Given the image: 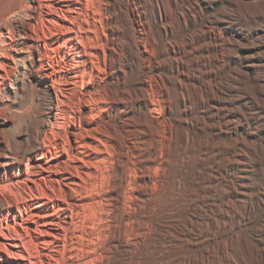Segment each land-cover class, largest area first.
Wrapping results in <instances>:
<instances>
[{
	"label": "bare ground",
	"instance_id": "bare-ground-1",
	"mask_svg": "<svg viewBox=\"0 0 264 264\" xmlns=\"http://www.w3.org/2000/svg\"><path fill=\"white\" fill-rule=\"evenodd\" d=\"M190 19L178 0H0V264H108L111 252L132 253V213L142 189L154 196L160 166L152 156L139 175L131 134L166 152L176 120L185 124L173 104L181 115L208 106L188 51L198 38L162 48L165 94H174L164 147V99L155 76L141 79L144 44L158 46L146 27L163 24L168 38ZM189 143L186 134L178 144Z\"/></svg>",
	"mask_w": 264,
	"mask_h": 264
},
{
	"label": "rangeland",
	"instance_id": "rangeland-1",
	"mask_svg": "<svg viewBox=\"0 0 264 264\" xmlns=\"http://www.w3.org/2000/svg\"><path fill=\"white\" fill-rule=\"evenodd\" d=\"M178 6L191 19L184 28L175 21L168 38L162 37L163 24L148 21V40L154 36L158 46L146 41L142 60L141 79L155 76V97L166 104L157 121L164 147L165 108L174 94H165L162 48L198 38L188 51L199 64L196 83L206 90L208 106L181 115L173 104L174 120L181 116L185 124L176 120L166 152H153L143 135L131 134L139 175L146 176L147 159L155 157L158 185L153 197L142 189L144 200L133 209L140 221L129 238L132 253L111 252L108 264L131 258L137 264H264V0H178ZM132 8L145 23L146 10L138 3ZM186 134L190 143L178 144Z\"/></svg>",
	"mask_w": 264,
	"mask_h": 264
}]
</instances>
